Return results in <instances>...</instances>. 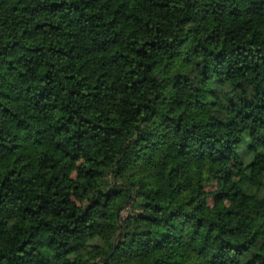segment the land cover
I'll return each mask as SVG.
<instances>
[{
    "label": "trees",
    "instance_id": "obj_1",
    "mask_svg": "<svg viewBox=\"0 0 264 264\" xmlns=\"http://www.w3.org/2000/svg\"><path fill=\"white\" fill-rule=\"evenodd\" d=\"M244 197L264 0H0V264H264Z\"/></svg>",
    "mask_w": 264,
    "mask_h": 264
},
{
    "label": "rangeland",
    "instance_id": "obj_2",
    "mask_svg": "<svg viewBox=\"0 0 264 264\" xmlns=\"http://www.w3.org/2000/svg\"><path fill=\"white\" fill-rule=\"evenodd\" d=\"M263 209L264 201L254 200L250 197H244L239 202L238 210L233 216L228 217V221L236 228L238 236H246L253 227L254 220L260 216ZM129 211V207L123 209L121 212L122 218H125ZM193 259V254H191L189 261H192Z\"/></svg>",
    "mask_w": 264,
    "mask_h": 264
}]
</instances>
